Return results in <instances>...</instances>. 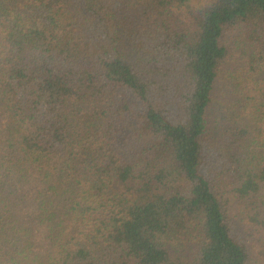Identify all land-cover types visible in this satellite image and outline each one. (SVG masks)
<instances>
[{"label":"trees","instance_id":"16d2710c","mask_svg":"<svg viewBox=\"0 0 264 264\" xmlns=\"http://www.w3.org/2000/svg\"><path fill=\"white\" fill-rule=\"evenodd\" d=\"M0 264H264V0H0Z\"/></svg>","mask_w":264,"mask_h":264}]
</instances>
